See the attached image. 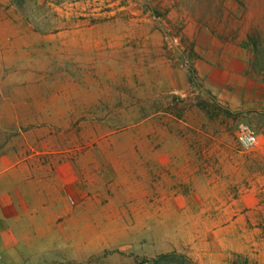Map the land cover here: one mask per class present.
<instances>
[{
	"label": "rangeland",
	"instance_id": "374dc122",
	"mask_svg": "<svg viewBox=\"0 0 264 264\" xmlns=\"http://www.w3.org/2000/svg\"><path fill=\"white\" fill-rule=\"evenodd\" d=\"M213 38L252 51L247 70L203 78L195 61ZM4 44L2 78L43 73L39 87L59 92L62 157L104 186L92 225L51 241L5 224L8 264H264V0H0ZM26 84L1 91L20 101Z\"/></svg>",
	"mask_w": 264,
	"mask_h": 264
},
{
	"label": "crops",
	"instance_id": "0c3cea01",
	"mask_svg": "<svg viewBox=\"0 0 264 264\" xmlns=\"http://www.w3.org/2000/svg\"><path fill=\"white\" fill-rule=\"evenodd\" d=\"M11 38L12 41L7 40L11 46L21 39L17 34ZM218 45L223 48L215 52ZM211 46L213 48L207 55L195 61L198 68L203 67V78L211 76L213 80L212 76L219 72L226 74L225 79L229 81L230 75L239 76L243 72L240 67L235 71L230 65L234 63L245 65L247 70L252 51L214 38L207 49ZM2 47L5 48V44L0 49ZM205 47V44L201 47L203 51ZM3 53L2 60L0 52V64H10L8 54ZM217 65L221 68H216ZM43 79V73L39 75L38 71L32 70L26 75L17 72L5 74L3 78L0 75V98L5 100L4 106L0 104V113H8V121L0 117V186L4 188L0 195V234H6L2 228L9 223L14 228L19 226L20 239L28 242L51 241L61 225L76 226L81 224V219L86 225H92L89 220L93 208L104 209V186L98 188L93 185L89 169L78 171L76 156L69 155L73 160L62 157L59 92H46L39 87ZM21 81L27 82L26 87L30 88L21 90L22 95H18L20 101L12 92L1 91V84L13 88ZM219 84L221 87L229 85L224 83V76ZM14 96L15 101L11 100ZM23 107L30 113L27 120L18 116ZM140 157L137 155L138 167L141 166ZM13 227L5 226L11 238L14 236Z\"/></svg>",
	"mask_w": 264,
	"mask_h": 264
},
{
	"label": "built area",
	"instance_id": "2783aa9c",
	"mask_svg": "<svg viewBox=\"0 0 264 264\" xmlns=\"http://www.w3.org/2000/svg\"><path fill=\"white\" fill-rule=\"evenodd\" d=\"M236 138L238 142L246 149L252 150L257 143L256 135L245 124H239L236 131ZM0 264H8L0 254Z\"/></svg>",
	"mask_w": 264,
	"mask_h": 264
}]
</instances>
